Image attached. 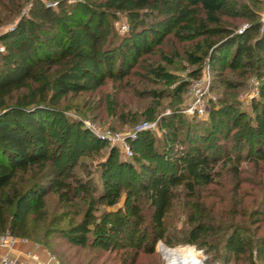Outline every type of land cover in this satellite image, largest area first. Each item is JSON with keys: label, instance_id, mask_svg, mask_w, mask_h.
I'll list each match as a JSON object with an SVG mask.
<instances>
[{"label": "trees", "instance_id": "16d2710c", "mask_svg": "<svg viewBox=\"0 0 264 264\" xmlns=\"http://www.w3.org/2000/svg\"><path fill=\"white\" fill-rule=\"evenodd\" d=\"M51 1L0 0V41L11 40L0 51V237L9 234L31 240L48 223L44 201L47 193L56 195L59 207L68 211L75 190L82 195L93 190L89 182L70 172L75 166L71 153L60 164L59 144L53 140L56 126L50 118L62 99L95 92L107 80L121 81L138 59L153 54L154 47L167 35L183 43L204 39L185 50L187 61L195 66L205 62L209 71L218 75L227 70L253 69L254 51L264 55V31L258 33L253 14L246 15L250 33L258 35L252 37V42L246 32L237 34L223 22L225 16H235L233 10H226L230 0H96L99 3L86 10L88 14L67 1H54L52 7ZM25 6L26 13L22 11ZM120 15L127 26L123 35L108 31L106 24L111 28ZM15 18L11 28L1 27ZM78 37L84 44L75 48ZM163 72L160 66L151 70L155 77ZM224 83L229 85L228 81ZM209 109L208 125L212 129L218 122L216 112L227 115L228 133L243 128V118L233 103L219 100L217 110L213 106ZM254 115L253 133L264 138V105ZM72 127L73 123L66 121L63 135L67 136ZM210 137L207 129L192 126L187 144L182 141L185 146L178 148L174 160H170L176 173L161 174L151 164H139L138 188L151 208L148 226L133 203L124 211L111 213L105 231V224L95 223L90 210H85L78 222L69 221L66 228L58 230L60 237L69 246L85 248L88 235L100 231L105 240L98 246L101 250L121 251L128 257L124 264H135L140 253L151 254L159 241L171 246L165 237L164 219L172 206L173 189L183 186L193 194L196 189L212 185L216 177L214 162L222 156L229 174L237 178L240 155L232 158L221 151L222 155L215 158L214 152L199 145ZM247 149V161H264V146L253 153ZM26 175L34 180L21 187L27 184ZM117 199L118 193L114 192L108 204H115ZM196 210L197 217L188 218L192 225L187 233L190 243L216 233L213 226L205 224L199 206ZM63 219H54L53 223ZM226 246L228 253L242 257L246 264H264V239L253 245L234 232Z\"/></svg>", "mask_w": 264, "mask_h": 264}, {"label": "rangeland", "instance_id": "374dc122", "mask_svg": "<svg viewBox=\"0 0 264 264\" xmlns=\"http://www.w3.org/2000/svg\"><path fill=\"white\" fill-rule=\"evenodd\" d=\"M54 1L77 5L85 14H88L86 10L99 3L96 0H53L50 6L55 5ZM230 2L226 10H233L232 15L235 16H225L223 22L237 34L246 32L247 36L255 38L258 35L250 33V24L246 19V15L253 14L259 25L258 33L262 34L264 0ZM22 11L28 12V6ZM118 17L119 20L112 23L111 28L105 23L108 31L123 35L127 28L126 20L121 15ZM16 21L17 18L1 27L11 28ZM203 40L183 43L167 35L154 47L153 54L141 56L129 75L121 81L107 80L95 92L68 95L53 109L50 119L56 126L53 140L59 144L57 154L61 157L60 164H64L71 153V162L75 166L70 172L93 187L85 195L75 190L72 208L68 211L59 207L53 193L45 196L48 223L31 240L49 249L56 264H124L128 257L121 251L101 250L98 246L99 241L105 240L100 231L88 235L87 247L78 248L67 245L58 230L66 228L69 221L78 222L83 212L90 210L95 223L105 224L102 228L105 231L110 214L124 211L133 203L140 208L144 224L148 226L151 208L138 188L139 164H151L161 174L176 173L170 160H174L173 154L178 148L187 144L186 136L194 125L198 130L205 128L211 132V137L199 145L209 149L210 153L214 152L215 158L220 157L221 151L229 153L232 158L240 155L237 178L233 179L229 174L228 164L221 161L222 156L214 162L216 177L212 185L196 189L193 194H189L183 186L173 189L172 206L164 219L165 237L171 246L159 241L151 254L140 253L135 264H165L159 245L169 249L191 248L200 264H246L242 257L236 258L227 252L229 236L235 232L253 245L264 239V161L250 162L244 158L249 154L247 148L253 153L257 147L264 146V138L253 133L252 129L254 113L264 105V55L254 51L253 69L227 70L218 75L211 73L205 62L195 66L187 61L185 50ZM9 42L11 40L0 41V48L3 50ZM76 42L75 48L84 44L80 37ZM157 66L164 70L159 77L151 74ZM192 74L197 77H192ZM197 97L205 101L207 107L206 113L199 117L188 112ZM219 100L234 104L243 118V128L228 133V117L220 112L215 113L218 117L216 127L212 129L208 125L209 108L213 106L217 110ZM66 121L73 123L67 136L63 135ZM122 142L130 147V157L124 154ZM29 176H24L27 184L21 187L33 182L34 179ZM67 181L73 182L72 179ZM114 192L118 193V199L115 204L109 205ZM198 206L205 217V224L213 226L216 233L190 243L187 233L192 225L188 218L197 217L194 212H197ZM57 218L64 219L53 223Z\"/></svg>", "mask_w": 264, "mask_h": 264}, {"label": "crops", "instance_id": "0c3cea01", "mask_svg": "<svg viewBox=\"0 0 264 264\" xmlns=\"http://www.w3.org/2000/svg\"><path fill=\"white\" fill-rule=\"evenodd\" d=\"M26 240L25 244H17L12 249L0 247V258L6 255L17 264H56L48 250L32 240Z\"/></svg>", "mask_w": 264, "mask_h": 264}, {"label": "built area", "instance_id": "2783aa9c", "mask_svg": "<svg viewBox=\"0 0 264 264\" xmlns=\"http://www.w3.org/2000/svg\"><path fill=\"white\" fill-rule=\"evenodd\" d=\"M0 51H2L1 48H0ZM206 110H207V107H206L205 101H201L200 98L197 97V99L194 101L192 106L189 108L188 112L190 114L196 113L198 116H202L203 114L206 113ZM121 147L124 150V154L127 157H130L131 150L128 144L125 142H122ZM26 241L27 240L24 238H19V237L11 236L9 234H5L0 237V247L6 248V249H12L17 244H25ZM0 264H17V263H15L13 260H11L8 256L5 255L0 258Z\"/></svg>", "mask_w": 264, "mask_h": 264}, {"label": "bare ground", "instance_id": "6f19581e", "mask_svg": "<svg viewBox=\"0 0 264 264\" xmlns=\"http://www.w3.org/2000/svg\"><path fill=\"white\" fill-rule=\"evenodd\" d=\"M165 264H200L191 248L178 247L169 249L163 245H159Z\"/></svg>", "mask_w": 264, "mask_h": 264}]
</instances>
